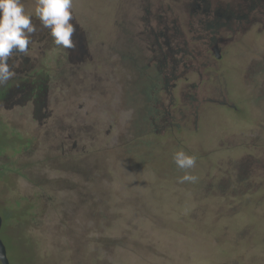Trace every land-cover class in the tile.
<instances>
[{
  "label": "rangeland",
  "instance_id": "1",
  "mask_svg": "<svg viewBox=\"0 0 264 264\" xmlns=\"http://www.w3.org/2000/svg\"><path fill=\"white\" fill-rule=\"evenodd\" d=\"M22 2L34 13L35 0ZM133 2L142 0H73L74 48L47 40L43 27V40L38 34L27 54L9 58L15 75L6 83L10 109L1 110L7 122L0 120V169L16 167L0 173V214L11 264H69L64 247L75 229L82 239L95 232L94 239L118 244L104 247L98 264H264V171L246 178L247 144L230 143L264 119V101L249 105L251 86L242 76L250 51L264 47V28L233 44L231 50L240 49L224 62L220 86L238 97L239 113L216 103L193 109L180 96L170 105L166 98L167 109L177 114L182 107L189 116L158 130L151 110L165 91L157 90L147 41L134 36L142 28ZM161 3L170 14L168 6L178 1ZM139 14H146L143 7ZM38 70L50 74L52 112L35 119L22 97ZM61 70L70 83L61 82ZM54 118L76 127L65 144L45 136L44 125ZM14 119L28 140L19 150L9 134ZM178 150L197 158L189 170L196 183L178 182L184 174L172 160ZM50 156L58 166L45 164ZM37 159L43 162L32 166Z\"/></svg>",
  "mask_w": 264,
  "mask_h": 264
},
{
  "label": "flooded vegetation",
  "instance_id": "2",
  "mask_svg": "<svg viewBox=\"0 0 264 264\" xmlns=\"http://www.w3.org/2000/svg\"><path fill=\"white\" fill-rule=\"evenodd\" d=\"M176 1L177 5L168 6L172 9L170 14L164 12L161 2V7L156 11L149 9L153 0L133 2L135 9L137 8L133 19L138 22V27L142 28L134 36L147 41L146 46L152 52L149 66L156 68V80L159 84L157 90L165 91L164 98L157 97L155 108L151 110L155 125L160 124L158 130L166 128L170 120H184L189 116L182 107L178 108V115L167 109L166 98L169 99L170 105L175 104L176 98L180 96L183 104L193 109L207 103H216L239 113L241 108L238 97L220 86L223 81L224 62L235 51H239V46L231 50L233 44H242L247 34L253 32L256 27L258 32L264 28V0ZM142 7L146 11L144 16L139 14ZM176 8L185 13L184 18ZM33 24L37 29L31 35V40L38 34L40 40H43L46 35L38 31H44L45 28L43 29L39 19ZM48 39H51V35ZM252 53L250 51L244 63L242 76L245 83L251 86L249 105L257 107L264 101V47L258 49L255 54ZM64 76L67 77L66 74ZM50 112L52 111L46 106L42 110L44 117L50 116ZM73 125L72 122L66 123L63 118H54L53 123L44 125L45 136L72 138L76 128ZM55 128L56 131L59 129L60 134L54 131ZM246 130L244 139L238 138L230 143L247 144V153L244 155L246 165L242 173L246 178H250L255 170L260 168L264 171V119L254 124L249 123ZM236 137L235 135L230 139ZM65 139L62 144L68 141ZM252 186L251 181L247 180L245 188ZM256 186H263V182L256 183Z\"/></svg>",
  "mask_w": 264,
  "mask_h": 264
},
{
  "label": "clouds",
  "instance_id": "3",
  "mask_svg": "<svg viewBox=\"0 0 264 264\" xmlns=\"http://www.w3.org/2000/svg\"><path fill=\"white\" fill-rule=\"evenodd\" d=\"M73 0H35L34 13L25 10L22 0H0V85L11 80L15 73L8 61L16 54H27L31 35L36 31L33 14L44 28L49 29L55 45L64 49L75 47L72 36L75 32ZM173 163L184 174L179 183H196L198 177L189 170L195 168L197 158L184 150L172 154Z\"/></svg>",
  "mask_w": 264,
  "mask_h": 264
},
{
  "label": "trees",
  "instance_id": "4",
  "mask_svg": "<svg viewBox=\"0 0 264 264\" xmlns=\"http://www.w3.org/2000/svg\"><path fill=\"white\" fill-rule=\"evenodd\" d=\"M36 72L39 73L40 70H38ZM66 72L67 71H65V70H61V77H59V79L61 80V82L68 84L70 80L66 79L67 77L64 76ZM37 75L34 78H37ZM8 85L9 84L0 85V120H2L4 122H7V121L5 120L1 110H2V108L10 109L9 104L11 102L10 94L5 95V93H6L5 90L7 89ZM51 86L52 85H51L50 74L45 75L43 72H40L38 75V79H35L32 82V84L30 85V87L28 86L27 90H24V92H26V93L23 94L22 98L24 101L22 100L23 101L22 104L24 105V103H26V104L30 103V105L33 107L32 113H33L35 119L36 118L39 119L41 117V113H42V110L44 109V107L49 106L48 100H49V93L51 94V92H52ZM21 93H23V92H21ZM45 100H46V102H45ZM8 123L10 124V127H12V132L9 133L10 137H12V136L14 137V138L12 137L14 139L13 140V142H14L13 150H19V148L22 147L23 144H27L28 140L26 139V141L23 142L22 137L15 130V123L16 124L18 123L15 119L8 121ZM55 159H56V161L53 159L52 156L47 157L45 159L46 160L45 164H47V163L49 164V162H50L51 166H58V165H56V164H58L57 163L58 158H55ZM42 162H43V160L37 159L33 162L32 166H36ZM12 164L9 166L2 167V169H0V173L1 174H5V173L7 174L10 170H12L14 167H16L15 164L14 165H12ZM32 166H29V167H32ZM69 167L72 170L77 169V172H78V168L75 167L73 161L69 162ZM51 182L54 183V181H51ZM64 214L66 216V213H64ZM92 215L95 216L96 213L94 211H92L91 216ZM86 229L90 230L91 227H87ZM79 231H80L79 229H75V234L72 236V239L68 241L71 244L67 242L68 243L67 246L64 247L65 250H67V252H66L67 260L66 261L69 264H98L100 257H101V253L104 250V247L105 248L107 247L109 249H112V248L116 249L118 246V244L116 242H113V243L109 244V246H108L107 242L100 240V239H94V237H91V236H94V234H95L94 231H93L94 233L92 235H91V233L89 234V237L83 238V239H85V241H86L85 242L82 238L79 237V234H80V233H78ZM94 244H98L97 245L98 247H96L97 251L95 250ZM109 264H111V262Z\"/></svg>",
  "mask_w": 264,
  "mask_h": 264
},
{
  "label": "water",
  "instance_id": "5",
  "mask_svg": "<svg viewBox=\"0 0 264 264\" xmlns=\"http://www.w3.org/2000/svg\"><path fill=\"white\" fill-rule=\"evenodd\" d=\"M2 226H3V217L0 214V262L1 264H11V261L8 255L7 246L1 236Z\"/></svg>",
  "mask_w": 264,
  "mask_h": 264
}]
</instances>
